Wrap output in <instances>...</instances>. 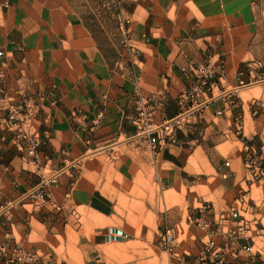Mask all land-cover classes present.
Here are the masks:
<instances>
[{
  "label": "crops",
  "instance_id": "0c3cea01",
  "mask_svg": "<svg viewBox=\"0 0 264 264\" xmlns=\"http://www.w3.org/2000/svg\"><path fill=\"white\" fill-rule=\"evenodd\" d=\"M94 1L0 0V264L16 248L31 264H103L102 234L122 222V199L152 201L176 226V196L194 227V251L178 261L198 264L206 233L189 218L209 207L221 243L235 222L219 216L250 195L247 148L264 155V0H109L106 11ZM207 64L210 90L193 72ZM140 109L156 126L192 116L152 156L133 124ZM24 134L40 140L35 157ZM53 175L34 207L30 191ZM246 228L230 264L252 259Z\"/></svg>",
  "mask_w": 264,
  "mask_h": 264
},
{
  "label": "rangeland",
  "instance_id": "374dc122",
  "mask_svg": "<svg viewBox=\"0 0 264 264\" xmlns=\"http://www.w3.org/2000/svg\"><path fill=\"white\" fill-rule=\"evenodd\" d=\"M91 1L88 2V5L95 7V1ZM100 2H102L103 10L106 11L109 0H100ZM72 179L71 183L74 182V177ZM263 179L264 177L257 181H251V188L249 185V188L244 187L246 193H250V195L246 198L244 206L242 203L235 205L241 214L253 223L256 235V237L254 235L252 259L248 264H264V181H261ZM258 181L261 182L257 184ZM155 197L157 196L152 193L151 198ZM170 204H176L179 207L178 211H181L182 214L181 221L176 226H171L168 223L172 221L173 217L165 219L166 211L162 207H154L152 201H146L145 208L142 202L134 203L122 199L121 213L123 214L120 213V216L123 215L122 222L115 228L122 229L124 238L111 241L103 247L102 253L105 258L103 264H181V260L178 261V259L187 257L194 251L192 234L194 227L187 220V215L193 208L189 211L185 205V198L180 196L173 198ZM168 213L172 215V213ZM167 230L174 238L171 247H168L162 240ZM186 261L184 259V262Z\"/></svg>",
  "mask_w": 264,
  "mask_h": 264
},
{
  "label": "built area",
  "instance_id": "2783aa9c",
  "mask_svg": "<svg viewBox=\"0 0 264 264\" xmlns=\"http://www.w3.org/2000/svg\"><path fill=\"white\" fill-rule=\"evenodd\" d=\"M199 83L210 90L213 87V71L209 64L197 65L193 70ZM234 93L237 88L232 90ZM197 106L193 112L198 109ZM192 111H181L176 117L165 120L161 125H154L144 110H138L136 117L133 120V124L136 128V134L139 138H144L150 148L152 156H156L162 150L166 144H177L176 131L179 130L184 123L187 122L192 116ZM20 114L15 108H11L9 121H14L15 116ZM27 117L28 113L23 114ZM22 142L27 143V154L35 157L36 148L39 146L40 140L29 138L27 135L21 137ZM245 165L250 171L252 180H259L264 177V155L259 156L256 153V149L253 146L247 148L245 154ZM228 166V163H225ZM56 176H50L45 179L42 184L30 191V195L34 197L33 205L36 208L42 207L49 198V195L44 191L45 185L54 184ZM209 212V207L203 205L199 208L198 216L189 218L194 225L205 231L206 241L202 243L198 256V264H230L228 256H230L231 244L240 240H250L252 235H248V229L246 228L249 222L244 216L240 214V210L235 206L231 207L228 212L219 216V221H234L235 225L230 226L225 224L222 231L221 243H217L215 236L212 235L208 224L206 223V213ZM91 242L96 241L94 235L88 236ZM102 237L105 241L111 242L114 240H122L124 238V232L114 227H108L103 231ZM162 240L164 243L171 247L174 242V238L170 231L167 230ZM0 250H4L3 245H0ZM241 250L249 255H253L252 246H243ZM36 260L35 255L22 251L21 249H14L9 258V262L12 264H31Z\"/></svg>",
  "mask_w": 264,
  "mask_h": 264
}]
</instances>
